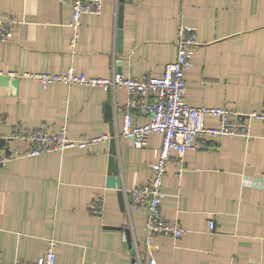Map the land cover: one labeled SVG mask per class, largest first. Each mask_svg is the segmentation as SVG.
I'll use <instances>...</instances> for the list:
<instances>
[{
  "label": "crops",
  "instance_id": "obj_1",
  "mask_svg": "<svg viewBox=\"0 0 264 264\" xmlns=\"http://www.w3.org/2000/svg\"><path fill=\"white\" fill-rule=\"evenodd\" d=\"M70 12L69 2L0 0V18L17 21L11 39L0 40L1 135L8 136L15 126L55 131L63 125L71 140L109 135L106 89L59 82L42 87L5 72L63 73L71 66L87 76L109 77L115 61L124 76H159L175 57L181 25L195 27L198 41L193 64L184 72L185 100L242 113L264 108V0H102L99 14L81 15L73 46ZM125 101V90H112L111 125L124 208L116 188L106 185L109 138L86 149L68 146L12 158L0 166L3 264L36 262L49 240L55 241L54 264H139L136 248L141 264H149L146 210L128 207L125 194L153 174L161 137L150 133L141 147L124 138ZM147 120L133 111V125ZM205 123L215 126L217 120L207 117ZM196 139L206 146L186 150L181 163L172 155L166 165L160 212L178 220L184 233L152 237L156 264H264V123L253 121L247 138ZM14 145L28 144L9 143ZM98 195L103 209L94 215L88 204Z\"/></svg>",
  "mask_w": 264,
  "mask_h": 264
},
{
  "label": "built area",
  "instance_id": "obj_2",
  "mask_svg": "<svg viewBox=\"0 0 264 264\" xmlns=\"http://www.w3.org/2000/svg\"><path fill=\"white\" fill-rule=\"evenodd\" d=\"M71 4L70 20L71 29L69 45L73 46L78 38L80 17L84 13L99 14L102 10V0H56ZM17 23L12 16L0 18V40H10L13 29ZM176 54L172 61L164 65L159 76L141 74L138 76H124L116 70L115 61L112 63L109 77L87 76L82 72H75L70 66L63 73L29 72L8 70L5 73L11 78H26L37 81L42 87L54 82L66 85L82 84L98 86L104 89H123L126 101L122 109L120 134L134 147L146 145L150 133L159 134L161 144L154 150L151 163L153 174L144 178L139 184L126 191L128 207L144 208L146 218L144 222V240L146 260L149 264H156L152 255L154 245L151 240L155 234H164L173 238L181 237L184 229L178 220L165 218L160 212L162 191V178L166 173L167 162L173 157L181 163L186 150L205 147L197 141V136H250V125L253 121L264 123V108L260 111L238 112L226 106H196L185 100L186 80L184 72L193 64L192 56L197 45L196 29L193 26L181 25L175 38ZM0 73L2 71L0 70ZM133 111H139L148 116V120L140 125H133L131 116ZM207 117L217 120L215 126L205 123ZM3 116L0 113V124ZM3 143L0 145V166L18 156H33L52 150H61L68 146H77L82 149L109 138L107 134L71 140L66 135V126L63 125L55 131H47L37 127L31 130L18 126L12 128L8 136L0 134ZM27 142V146L20 145L9 147L12 141ZM181 165V164H180ZM103 199L98 195L91 198L88 209L94 215H100L103 209ZM213 221H208V229L213 228ZM54 240H49L43 256L32 264H54ZM136 248V246H135ZM136 248V255L139 259ZM0 264L2 263L0 254ZM15 264V263H14Z\"/></svg>",
  "mask_w": 264,
  "mask_h": 264
},
{
  "label": "water",
  "instance_id": "obj_3",
  "mask_svg": "<svg viewBox=\"0 0 264 264\" xmlns=\"http://www.w3.org/2000/svg\"><path fill=\"white\" fill-rule=\"evenodd\" d=\"M121 9L122 6L119 5L118 7V26L119 29L117 31V35H116V49L118 51H120V47H121V30H120V26H121ZM117 64V71H120V67H119V62L116 63ZM114 115V109H113V105H112V89L110 87L106 88V99H105V103H104V116L107 118L109 124H110V128H109V156H108V176L106 178V185L107 186H111L116 188L117 190V195H118V199H119V204L121 208H124V192L122 190L121 187V182H120V178L118 175V166H117V162L115 159V154H116V150H115V137H114V133L112 130V118ZM3 142V139L0 138V144Z\"/></svg>",
  "mask_w": 264,
  "mask_h": 264
}]
</instances>
